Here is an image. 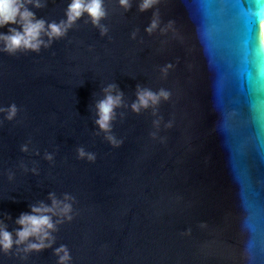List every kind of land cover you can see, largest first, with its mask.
I'll list each match as a JSON object with an SVG mask.
<instances>
[{
  "label": "water",
  "instance_id": "water-1",
  "mask_svg": "<svg viewBox=\"0 0 264 264\" xmlns=\"http://www.w3.org/2000/svg\"><path fill=\"white\" fill-rule=\"evenodd\" d=\"M41 2L37 19H66L70 0ZM141 2L104 0L102 27L85 14L39 51H0V221L15 238L50 195L72 217L0 264H59L61 246L66 264H264V0ZM110 86L122 104L104 131ZM141 90L169 97L136 112Z\"/></svg>",
  "mask_w": 264,
  "mask_h": 264
},
{
  "label": "clouds",
  "instance_id": "clouds-1",
  "mask_svg": "<svg viewBox=\"0 0 264 264\" xmlns=\"http://www.w3.org/2000/svg\"><path fill=\"white\" fill-rule=\"evenodd\" d=\"M157 2L158 0H142L140 11L147 10ZM119 4L125 9L131 6L130 0H119ZM28 5H32L37 9L46 6L41 0H0V28L9 25L18 26L8 27L7 34L0 32V43L3 44V48L0 51L7 52L10 55H14L21 50L39 51L42 45L47 47L52 39L64 36L68 29L85 14L90 18L91 23L97 27H102L100 21L107 16L104 0H70L65 10L66 19L61 20L59 23H47L44 19H37L35 13L29 9ZM157 23L158 21L154 19L147 31L151 32L154 30L157 27ZM43 36L48 37V43L42 38ZM111 87L105 90L108 94L96 105L98 113L96 123L104 131H110V122L115 115L114 109L122 104V94L112 95ZM137 95V102L132 104V109L136 112H139L142 107L147 108L150 104H157L161 98L168 99L169 97V93L164 90H160L159 93L141 90L138 91ZM0 111H4V109H0ZM7 111V118L12 119L16 115L17 108L13 104ZM107 138L114 146H119L121 143V141H117L111 135ZM85 155L90 161L95 159L93 154H86L83 149H80L79 156L83 158ZM50 198L52 199L51 206L41 202L39 205L30 206V213H21L15 220V223L19 226L15 230V238L13 232L7 230V225L0 221V251L3 254L12 253L14 246L17 252L23 251L24 253L40 252L45 248L51 247V243L54 240L51 232L56 230V224L53 222L52 217L60 215L65 216L69 220L72 217L68 215L71 211L70 204L63 203V206H61V201L56 200L51 195ZM21 245L25 246L20 248ZM55 254L59 256V264H66L70 259L65 246L57 248Z\"/></svg>",
  "mask_w": 264,
  "mask_h": 264
},
{
  "label": "bare ground",
  "instance_id": "bare-ground-1",
  "mask_svg": "<svg viewBox=\"0 0 264 264\" xmlns=\"http://www.w3.org/2000/svg\"><path fill=\"white\" fill-rule=\"evenodd\" d=\"M263 28H264V23L262 24Z\"/></svg>",
  "mask_w": 264,
  "mask_h": 264
}]
</instances>
